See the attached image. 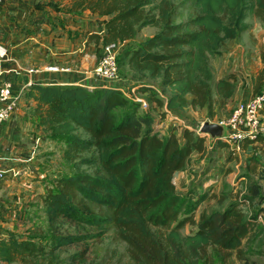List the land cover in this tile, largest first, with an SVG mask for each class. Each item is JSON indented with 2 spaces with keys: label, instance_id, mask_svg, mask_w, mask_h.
<instances>
[{
  "label": "trees",
  "instance_id": "trees-1",
  "mask_svg": "<svg viewBox=\"0 0 264 264\" xmlns=\"http://www.w3.org/2000/svg\"><path fill=\"white\" fill-rule=\"evenodd\" d=\"M84 10L107 17L104 33L91 36L98 54L101 58L106 45L123 44L119 69L126 66L132 87L149 93V109L112 85L34 84L24 93L35 102L37 127L63 143L71 170L55 174L37 195L48 221L39 242L9 232L0 239V261L85 264L87 249L64 258L60 250L109 235L125 243L127 261L106 258L93 264H216L217 257L229 264L234 255L243 260L244 247L264 231L257 221L264 207L256 208L252 196L259 193L258 184L245 187L247 195L240 199L233 190L199 193L198 199L180 193L175 174L186 169L194 150H206L207 136L191 126L184 128L182 140L176 126L162 133L152 113L165 118L173 111L206 107L208 118L215 117L211 60L248 30L249 16L264 25V0H75L68 8L71 13ZM148 28L155 32L138 40ZM236 85L235 74L218 82L224 102ZM258 139L244 138L241 146ZM250 160L263 165L255 156ZM208 197L219 205L231 202L223 210L202 213L197 221V210ZM65 222L94 231L59 232L55 225ZM187 225L193 228L183 233Z\"/></svg>",
  "mask_w": 264,
  "mask_h": 264
},
{
  "label": "crops",
  "instance_id": "crops-1",
  "mask_svg": "<svg viewBox=\"0 0 264 264\" xmlns=\"http://www.w3.org/2000/svg\"><path fill=\"white\" fill-rule=\"evenodd\" d=\"M74 2L75 0H4L0 16V44L7 48L8 54L5 59L0 60V86L2 82L10 81L15 90H19L29 80L41 85L51 83H76L89 87L104 85V82L94 74L100 61V54L91 36L93 33L100 35L104 33L107 17L92 13L90 10L68 12V8ZM248 25V30L238 39L228 42L223 54L211 60L214 76L213 97L217 102L216 116L213 119L215 122L229 117L239 102L247 101L264 91V84L258 88L253 81L255 75L250 73L253 65L261 63L260 49L263 43L258 33L261 34L263 30H259L257 24L252 26L248 22ZM51 66H58L60 71L49 70L48 67ZM30 69L35 71L30 73ZM229 74H235L237 85L232 98L224 102L218 91V82ZM248 75L251 77L247 78ZM148 81L154 85L159 82L158 79H148ZM144 96L148 97L149 93ZM23 102L22 110L18 109L19 112L17 111L0 128V153L8 151L9 154L20 159L28 158L31 150L35 149V146L38 148L41 140V133L38 130L45 131V135L49 134L44 128H38L36 125V117L32 113V106L34 107L35 103H28L26 99L21 103ZM190 112H200L197 120L188 118ZM152 114L158 124L159 114L156 111ZM169 116H176L177 123L179 122L176 124L178 125L176 134L181 140L185 127L197 128L199 125L196 121L201 117L204 119L200 124L208 120L206 107L198 110L187 108L173 111L167 115ZM258 138L252 143L249 140L243 141L246 148L233 152L226 145L215 144L207 136L206 150L203 152L194 150L186 169L175 174L174 182L177 190L183 195H195V199L200 198L199 193L220 195L225 193L224 190H220L221 184L225 181L227 182L225 185L231 184L233 186L231 190L235 191L234 185L238 183L234 181L240 167L245 168L249 173L260 169V165L255 161H248L250 157L259 156L258 152L264 149V136ZM210 143L215 145L212 150L209 148ZM251 146L256 147L254 151L249 150ZM40 165L41 161L38 157L30 166L29 177L20 178L19 182L0 181V189H8L11 193L17 187L19 193L21 191L19 188L25 190L29 187L39 188V181L36 179L43 178L39 170ZM204 177L207 178L205 181ZM31 178L35 181L33 182ZM30 182L32 184H29ZM43 191L44 188H41L37 190V194ZM215 204L219 205L217 199L213 197L203 200L196 213L197 221L202 213L215 208ZM5 206L9 207L7 203L0 202V239L6 238L9 232H18L11 221L7 220L6 214L3 211L1 213ZM200 208L202 212L198 214ZM187 231L189 232V229ZM0 264L8 263L0 261Z\"/></svg>",
  "mask_w": 264,
  "mask_h": 264
},
{
  "label": "rangeland",
  "instance_id": "rangeland-1",
  "mask_svg": "<svg viewBox=\"0 0 264 264\" xmlns=\"http://www.w3.org/2000/svg\"><path fill=\"white\" fill-rule=\"evenodd\" d=\"M249 24L252 26L254 24H257L259 30L261 31V34L258 33V35L262 38V47L260 49V60L261 63L256 64L255 66L251 67L250 73L252 75H255L253 78V81H255V84L258 85V88L264 84V62H263V55H264V25L263 23L254 16H249L246 19ZM155 32V29L148 28L145 29L138 37L139 39H144L150 35H152ZM123 48V44L120 45V52ZM256 63V62H255ZM120 75L125 80L126 83H130L133 81V76L130 70L126 66H120ZM251 76L248 75L247 78H250ZM253 83V82H250ZM254 84V83H253ZM256 87V86H255ZM262 88V87H261ZM143 98L147 99V97L144 96V94L141 93ZM25 99V98H24ZM27 101V100H26ZM148 101V100H147ZM28 102V101H27ZM28 103H35L33 101ZM23 103H20L19 110H22ZM18 110V112H19ZM29 110V109H28ZM195 110H198L195 109ZM234 110V109H233ZM33 111V106H32ZM200 112H190L188 113V118L191 120H197ZM34 115V114H33ZM35 116V115H34ZM216 116V115H215ZM36 117V116H35ZM176 116H169L165 118H158V124H156V129L160 130L162 133H168L169 129L172 126H176L177 120L175 119ZM205 117V116H203ZM208 117V115H207ZM165 119V120H164ZM204 118H200L199 121H196V123L201 126V121ZM210 119V118H208ZM214 119V118H213ZM210 119V120H213ZM194 122V121H193ZM178 126V125H177ZM176 126V127H177ZM196 128V127H195ZM41 133V140H39L38 148L35 146L36 150V158L41 161L40 165V172L43 175V178L36 179V181H39L38 185L41 186V188H44L51 184V179L55 174H61L63 172H67L71 170V165L67 162V160L64 157V145L63 143L59 141H53L48 137V135H45V131L38 130ZM164 131V132H163ZM36 143V142H35ZM260 155H255V157L260 160L263 165L259 166V170L256 172L249 173V171L245 170V168L240 167L238 170L237 177L235 178V183L237 185H234L236 187L235 191L233 189L234 194L237 196V198H241L245 195H247V190L245 187L249 188L253 183L258 184L259 186V193H255L252 195L253 198H255V207L261 208L264 207V149L261 150V152H258ZM35 158V159H36ZM28 166V165H27ZM86 169V167H84ZM228 170V168L226 169ZM247 172V173H246ZM46 176H45V175ZM249 175L250 177H248ZM45 176V177H44ZM20 178H27L26 176H22L17 178L15 181H18ZM34 182L35 179L31 178ZM207 178L204 177L203 180L205 181ZM19 182V181H18ZM6 182H3L5 184ZM225 181L221 184V191L224 190V192L230 191L233 187L231 184L228 186L225 185ZM19 184V183H18ZM29 184H32L30 182ZM215 184V183H214ZM39 188H32L29 187L28 189H22L19 188L21 191L19 193L17 192V187L10 193L5 189H0V202L7 203V206L4 207L3 210H1L6 214L8 217L7 220L11 221L12 225L18 229L19 234L22 236H35V240H39V235L42 233H45L48 230V221H47V214L44 210V205L40 198L37 196V190H40ZM2 187H5V185H2ZM10 193V194H9ZM238 199V200H239ZM231 200L227 199L224 204L221 206L214 205L215 208L212 210H223ZM217 206V207H216ZM210 210V211H212ZM202 212V209L200 208L198 211V214ZM262 227H264L263 224H260ZM55 226H58L57 230L62 233H74V234H84V233H91L94 231V229L89 228L84 225L79 224H73V223H62L57 224ZM183 230V233L188 232L187 230H191L192 226H186ZM39 242V241H38ZM246 256L243 260L238 259L236 255L233 256V259L229 264H264V231L259 234L256 240L252 242L251 245L247 247H244ZM89 251L88 261L85 264H93L97 261H101L106 258L113 259L115 261H119L118 259H122V262L125 263L127 261V254H126V245L124 242L115 241L111 237V235L107 236L103 241L95 239L90 241L81 242L78 244L71 245L69 247H66L62 250H60L61 256L68 257L71 256L75 252H79L82 250ZM115 252V258H113ZM216 264H221L220 258H216Z\"/></svg>",
  "mask_w": 264,
  "mask_h": 264
},
{
  "label": "built area",
  "instance_id": "built-area-1",
  "mask_svg": "<svg viewBox=\"0 0 264 264\" xmlns=\"http://www.w3.org/2000/svg\"><path fill=\"white\" fill-rule=\"evenodd\" d=\"M3 2L4 0H0V16L2 14ZM119 53L120 45L109 44L104 46L99 64L94 70L95 76L101 79L104 82V85H112L120 88L126 96L135 101L141 102L143 110H148L149 102L147 99L140 96L141 93L136 87H132V84L126 83L121 77L118 63ZM7 54V48L3 44H0V60L5 59ZM48 69L51 71H60L58 66H51L48 67ZM34 71V69L29 70L30 73H33ZM66 71H70V69H66ZM34 84L35 82L33 80H29L23 88L15 90L12 82H2L0 86V128L6 121L16 114L20 103L24 99V93ZM263 114L264 91L257 93L247 101L239 102L229 117L218 119L217 122L208 119L211 122L219 123L226 127L225 135L221 137L220 140L212 138L211 140H213L215 144L222 141L233 152L234 150L241 151V141L244 138L252 140L259 136H264ZM200 127L201 126H198L195 129L198 134L200 133ZM214 143H210V150L214 149ZM35 158V149L31 150L30 156L26 159L12 156L8 151L0 153V181L16 180L22 176L29 177L31 173L30 166L33 164ZM257 221L264 225V212L258 216Z\"/></svg>",
  "mask_w": 264,
  "mask_h": 264
},
{
  "label": "water",
  "instance_id": "water-1",
  "mask_svg": "<svg viewBox=\"0 0 264 264\" xmlns=\"http://www.w3.org/2000/svg\"><path fill=\"white\" fill-rule=\"evenodd\" d=\"M226 127L222 124L206 120L200 127L199 135L210 136L212 139L220 140L225 135Z\"/></svg>",
  "mask_w": 264,
  "mask_h": 264
}]
</instances>
